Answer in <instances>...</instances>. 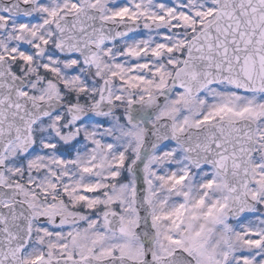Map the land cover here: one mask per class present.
<instances>
[{
	"label": "snow or ice",
	"instance_id": "6c2138e0",
	"mask_svg": "<svg viewBox=\"0 0 264 264\" xmlns=\"http://www.w3.org/2000/svg\"><path fill=\"white\" fill-rule=\"evenodd\" d=\"M0 264H264V0H0Z\"/></svg>",
	"mask_w": 264,
	"mask_h": 264
}]
</instances>
